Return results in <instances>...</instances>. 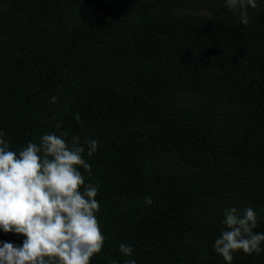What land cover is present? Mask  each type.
<instances>
[{
  "label": "trees",
  "instance_id": "obj_1",
  "mask_svg": "<svg viewBox=\"0 0 264 264\" xmlns=\"http://www.w3.org/2000/svg\"><path fill=\"white\" fill-rule=\"evenodd\" d=\"M248 13L243 26L224 0H0L5 139L99 142L84 175L106 239L91 264H125L120 243L137 264H225L228 207H252L264 232V0Z\"/></svg>",
  "mask_w": 264,
  "mask_h": 264
},
{
  "label": "clouds",
  "instance_id": "obj_2",
  "mask_svg": "<svg viewBox=\"0 0 264 264\" xmlns=\"http://www.w3.org/2000/svg\"><path fill=\"white\" fill-rule=\"evenodd\" d=\"M225 6L239 16V24H249L248 9H257L258 0H224ZM57 97H50L56 103ZM74 119L79 123L77 113ZM55 127L61 128L60 122ZM0 130V232L21 234L22 244L0 241V264H91L105 243L97 213L100 184L86 183L84 173L92 176L85 159L98 151L99 142L67 131L45 133L38 142L29 141L13 150ZM83 170V172L81 171ZM147 205L154 201L145 197ZM223 227L214 240L213 250L225 264L234 254L264 253V232L252 207L225 208ZM118 251L128 257L125 264H137L134 248L120 243ZM112 264H117L113 261Z\"/></svg>",
  "mask_w": 264,
  "mask_h": 264
}]
</instances>
